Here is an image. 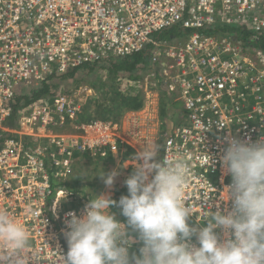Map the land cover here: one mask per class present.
I'll list each match as a JSON object with an SVG mask.
<instances>
[{"label": "built area", "instance_id": "built-area-1", "mask_svg": "<svg viewBox=\"0 0 264 264\" xmlns=\"http://www.w3.org/2000/svg\"><path fill=\"white\" fill-rule=\"evenodd\" d=\"M230 25L239 31H220ZM175 26L184 31L172 38L176 44L153 37ZM263 42L264 0H0V211L30 234L22 264H63L66 220L82 216L87 204L63 208L72 194L53 181L72 172L75 152L117 154L122 144L152 139L137 116L79 123L82 104L62 86L20 109L10 128L17 96L62 85L80 68L149 52L148 79L182 104L159 161L173 153L187 160L185 204L198 229L214 212L231 210L232 177L223 162L230 141L264 137ZM64 127L75 133H57ZM28 137L48 144L29 145ZM191 243L198 246L196 236ZM6 251L0 242V254Z\"/></svg>", "mask_w": 264, "mask_h": 264}, {"label": "clouds", "instance_id": "clouds-1", "mask_svg": "<svg viewBox=\"0 0 264 264\" xmlns=\"http://www.w3.org/2000/svg\"><path fill=\"white\" fill-rule=\"evenodd\" d=\"M159 151L160 145L154 141L141 145L134 171L125 180L128 194L118 202L95 194L88 204L82 200V206L87 204L82 216L69 213L63 264H264V137L254 143L230 141L223 162L232 177L227 187L231 210L214 212L198 229L189 224L191 209L185 204L188 162L176 153L159 161ZM118 175L112 171L99 176L110 188ZM55 189L72 194L63 202V208H72L78 196L61 186ZM113 207L120 209L126 222L117 219ZM219 229L225 231L224 240ZM193 236L198 246L191 243ZM29 239L18 220L0 211V242L7 249L0 254V264H22L21 253ZM134 239L141 244L139 254L130 250Z\"/></svg>", "mask_w": 264, "mask_h": 264}, {"label": "rangeland", "instance_id": "rangeland-1", "mask_svg": "<svg viewBox=\"0 0 264 264\" xmlns=\"http://www.w3.org/2000/svg\"><path fill=\"white\" fill-rule=\"evenodd\" d=\"M231 27H235V26L232 25ZM153 37L155 39H161L162 41H168V42L173 41L171 44H176V42L179 40L172 39V38L173 37L174 38L184 37V31L182 30L181 26H175L172 29H169L161 34H154ZM141 54L145 55V54H150V53L143 52V53H140L138 55L136 54V55L137 57H141L143 56ZM121 60L122 59L119 58L117 59L116 63L110 64V65L116 66V64H119ZM139 67L141 68L137 70ZM150 67H151V60L147 56L146 60L144 61L142 60L136 65V67L134 68L136 69V71L134 72L133 70L134 73L132 74H134L138 78V81L129 80L128 78L129 74L128 73L125 74L124 71L120 72L119 81H118V78H117V81H118V85H120V88L122 90L130 92L133 89V91L138 90V91L143 92L144 94L143 108L138 111H124L122 116L127 114V116L131 115V119H134V115H136L138 118V123L139 124L143 123L142 124L143 129H141L142 135L144 136L143 133H145V131L151 132L152 134L150 135L152 136L154 135V139L160 145L162 144V141H163L162 134L164 133L165 131L164 127L166 126L165 125L166 121H162V117L160 116L162 106L166 109V112L168 113V119H169V118H172L173 113H174V110L172 109L174 108L176 110H179V109L182 110V104L178 100L176 101L173 100V103H171L172 99L166 93H164V96H162L161 90L160 89L158 90V88L155 87V83L152 82L147 77ZM111 77L112 76H111L109 69L108 68L106 69V66H101V67L96 68L93 71H90L88 69L81 70L77 72L74 75V77L68 76L67 79H65L64 84L67 83L66 88L69 87L67 89L69 91V94H72V97L78 99L80 104L85 105L87 101L89 100V98L94 99L96 98L98 94L97 91H95L94 89L90 87V84H89L90 79H95L94 81H90V82L93 84H96L98 88H102L103 86L101 85L107 84L110 81ZM120 78L122 79L121 81H120ZM161 88L164 89V87H161ZM130 112H133L134 115L130 114ZM153 129L156 132H153L154 131ZM69 132L71 134L75 133L74 131H69ZM157 160H159V155L157 157ZM136 162L138 161L133 160V163H125V164L124 163L117 164L113 162L105 164L104 162H101V161H95L94 159H91V160L88 159V160H84L83 162H80L78 167L80 168L83 174L85 172V175L89 179H92L91 182L95 183L99 187V190H98L99 192L97 191L96 195L103 194V195L110 196V198H112L113 196L117 195L119 190L127 189L125 185V180L132 174V173H129L127 167L134 168V164ZM75 168L74 170H72V172L69 175L66 176V178L59 179L56 182L59 183L62 181H67V180L70 181L71 179H73L76 173ZM103 170H106L105 173H111L112 171H117L119 173V175L116 177L114 181V184L110 188L105 185L104 180L100 176L96 179V176L98 175V173L100 175L104 173ZM83 185L84 187H88L85 190V192L92 193V187L89 186V180H85ZM53 186L55 189L59 185H57L53 181Z\"/></svg>", "mask_w": 264, "mask_h": 264}, {"label": "trees", "instance_id": "trees-1", "mask_svg": "<svg viewBox=\"0 0 264 264\" xmlns=\"http://www.w3.org/2000/svg\"><path fill=\"white\" fill-rule=\"evenodd\" d=\"M230 26H221L220 31H239L238 27H231ZM208 34L212 33L213 31H207ZM246 36V34H244ZM262 49H264V43H261L259 45ZM138 55V54H137ZM137 55H133L127 58H123L119 64H116V66L109 65L108 69L111 73V79L107 84L101 85L103 86L102 88H98L96 84L91 83L90 81H94L95 79H90L89 84L92 89L98 92L96 98H89L87 103L83 106V111L79 115V123H88L96 119L100 120H114L118 121L124 111H138L143 108L144 106V94L142 91L134 90L132 91H126L123 92L121 91L120 85H118L117 81V76L121 71H124L126 73H129L131 80L133 81H138V78L132 74L136 71L134 69L136 65L140 61L146 60L147 56L149 57V54H141L143 56L137 57ZM145 56V57H144ZM117 61V60H116ZM112 62L113 64L116 63ZM104 66V65H103ZM88 69L90 71H93L96 69V67H84L83 70ZM134 70V72H133ZM138 70V69H137ZM77 71H74L72 73H69L67 76L74 77ZM65 79V77H63ZM100 80V79H99ZM98 81V80H97ZM61 85H43L41 88L38 90L30 92L28 95L24 96H17L13 102V107H14V115L7 123V125L11 127H15L14 125V119L18 113V111L21 108H26L27 106L31 105L34 103V101H37L38 99L46 96V95H54L58 93V89ZM162 96H164V93H167V91L163 88L160 87ZM160 116L162 117V121H166L168 119V113L166 112V109L162 106ZM166 125V123H165ZM69 128V127H68ZM165 128V127H164ZM168 130H166L162 135L167 134ZM121 149L125 148L126 151H124V154L122 156L121 160H126L127 158H130L133 155V150L128 147L127 145H122L120 146ZM112 152L107 149V151H102L96 153V158H94L95 161H101L104 162L105 164L112 163L113 159L111 157ZM90 157V156H88ZM87 156L85 158H88ZM93 159V158H92ZM81 161V159H80ZM75 168V165H74ZM73 168V170H74ZM76 173L70 181H62L57 183V185L71 191L72 193L75 194L77 197V201L71 204L72 208H75V206L79 207V205L82 203L83 199H90L94 198L97 190H99V187L91 182L92 179H89L86 175L85 172L84 174L81 172L80 168L76 166L75 168ZM106 170H103L105 172ZM99 173L96 176V179L99 177ZM91 178V177H90ZM85 180H89V186L93 188L92 193H87L85 192L83 188V184ZM96 181V180H95ZM94 191V192H93ZM128 194V190L123 189L119 190L117 195L112 198L115 201H119V199L122 196H125ZM79 198V200H78ZM67 207V206H66ZM113 213H116L117 219L120 220L121 222H126L125 218L120 215V209L117 207H113L111 209ZM141 247V244L138 240L134 239L132 247H131V252L134 254H139V248Z\"/></svg>", "mask_w": 264, "mask_h": 264}, {"label": "crops", "instance_id": "crops-1", "mask_svg": "<svg viewBox=\"0 0 264 264\" xmlns=\"http://www.w3.org/2000/svg\"><path fill=\"white\" fill-rule=\"evenodd\" d=\"M115 62V61H114ZM111 64H113V63H111ZM107 66L109 67V65L107 64ZM141 67H139L138 68V70L140 69ZM121 72H123V71H121ZM125 74H127L126 72H125ZM129 74V73H128ZM118 77H120V73L118 74ZM126 78V77H125ZM129 80H131V78H130V75H129ZM63 81L61 82L62 83V88H63V91H64V93H66L68 96H72V94H69V91L67 90L68 88H66V85H67V83L66 84H64L65 83V80L64 79H62ZM122 79L120 78V81H121ZM118 81H119V79H118ZM158 86V85H157ZM156 88H158V90L160 89V87L158 86V87H156ZM121 91H123V92H126L125 90H122L121 89ZM29 92L28 91H25V94H28ZM170 98H171V96H169ZM172 99V98H171ZM171 103H173V100L171 101ZM83 109V108H82ZM172 110H174L175 112L173 113V116H172V118H169V119H167L166 120V126H165V128H166V130H168V131H170L173 127H175V126H178L179 125V123L181 122V115H182V110L181 109H179V110H176V109H172ZM130 114H133V112H130ZM129 114V115H130ZM134 115V114H133ZM134 116H136V115H134ZM126 117H131V115L130 116H127V114L126 115H124V116H122V118H120L119 119V122L122 120V121H124L123 119H126ZM125 122V121H124ZM142 124L143 123H140L139 124V127L141 128V129H143L142 128ZM71 130L73 129V128H70ZM129 128L128 127H125L124 128V135H125V137H127V135H128V133H127V130H128ZM154 130V129H153ZM69 132V130H68V127L67 128H65L64 127V129H60V132H57V133H59V134H68L67 132ZM153 132H156L155 130L153 131ZM144 134V136L145 137H149V138H151L152 139V141H154L155 142V139H154V135L152 136V135H150V134H152L151 132H148V131H145V133H143ZM157 134V133H156ZM151 136V137H150ZM32 139L30 138V137H28L27 139H25V143H29V145L31 144V143H36V142H38V144H41V145H45V144H48V142H47V140L46 139H41L40 141H31ZM130 139H128L127 138V141H129ZM122 145H127L128 147H130L134 152H133V155L132 156H130L131 157V160H130V158H127L126 160H121L122 159V156H123V154H124V151H126L125 150V148H122L121 149V147H120V150H121V153H120V151L117 153V154H114V153H112L111 154V157H112V159H113V163H117V164H121V163H133V160H136L135 159V157H136V153L139 151V149H140V145H138V144H135V143H130V144H127V143H125V144H122ZM121 145V146H122ZM161 145V144H160ZM96 153H98V151H87V152H85V153H81V152H75V154H74V158H73V164L75 165V166H79V163L80 162H83L84 160H88V159H94V158H96ZM120 153V154H119ZM88 157V156H90V157H88V158H85V157ZM80 159H81V161H80ZM131 161V162H130ZM133 166V165H132ZM127 169H128V171H129V173H132L133 171H134V168L133 167H127ZM88 187H84V185H83V190L85 191L86 189H87ZM92 190H93V188H92ZM98 191V190H97ZM97 191L96 192H94V193H97ZM99 192V191H98ZM74 194V193H73ZM75 195V194H74ZM112 198H114V196L112 197ZM111 198V199H112ZM86 203L88 204L89 203V200L88 199H86ZM71 206V205H70ZM80 206H82V204H80L79 205V207ZM72 207V206H71ZM79 207H75V208H73V209H78ZM84 207V206H83ZM80 209V208H79Z\"/></svg>", "mask_w": 264, "mask_h": 264}]
</instances>
